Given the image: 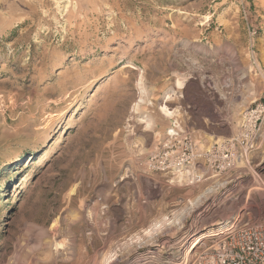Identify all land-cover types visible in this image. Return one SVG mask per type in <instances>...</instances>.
Listing matches in <instances>:
<instances>
[{"label": "rangeland", "instance_id": "374dc122", "mask_svg": "<svg viewBox=\"0 0 264 264\" xmlns=\"http://www.w3.org/2000/svg\"><path fill=\"white\" fill-rule=\"evenodd\" d=\"M139 72L150 131L131 112ZM179 74L187 79L166 102L178 111L171 120L158 103ZM260 101L264 0H0V264H102L107 250V264H193L208 229L264 223V119L227 175L179 186L142 169L171 121L209 145L233 136ZM212 186L127 253L139 231Z\"/></svg>", "mask_w": 264, "mask_h": 264}, {"label": "built area", "instance_id": "2783aa9c", "mask_svg": "<svg viewBox=\"0 0 264 264\" xmlns=\"http://www.w3.org/2000/svg\"><path fill=\"white\" fill-rule=\"evenodd\" d=\"M263 119L264 102H256L242 111L233 136L209 145L204 137L171 124L156 139L153 148L144 152L142 169L148 174L170 175L175 180L179 171L187 170L194 173V181L203 179L207 173L212 177L227 175L253 147ZM193 256V264H264V223L219 230Z\"/></svg>", "mask_w": 264, "mask_h": 264}, {"label": "bare ground", "instance_id": "6f19581e", "mask_svg": "<svg viewBox=\"0 0 264 264\" xmlns=\"http://www.w3.org/2000/svg\"><path fill=\"white\" fill-rule=\"evenodd\" d=\"M186 79H187V75L185 74H179V75H175L174 79H173V85L172 87L168 88L164 93H162L161 95V99H160V102L158 103V110L159 112L164 116L166 117L167 119H173L174 117H176L177 115V108H174V109H171L168 107V105H166V102L173 99L174 96H180V90L184 87V84L186 82ZM136 87H137V90H138V95L134 101V103L132 104L131 106V112L134 113V114H137V118H138V121L139 123L143 124V130H151L154 128V125H155V118L147 111L143 110L142 107L145 103H149V95H150V89H147L146 88V85L144 83V80H143V76L142 74L139 72L138 76H137V79H136ZM171 124L173 125L174 124V127H177V123L176 121H171ZM193 175L194 173L191 171V170H187V171H179L177 173V180L176 181V185H179L181 186L183 183H187V184H191L192 183V178H193ZM58 177V176H57ZM60 177V176H59ZM68 177V176H67ZM70 180L72 179V177L69 178ZM68 179V180H69ZM91 179V178H90ZM69 180V181H70ZM68 181V182H69ZM93 181V180H92ZM67 183V182H66ZM170 183H172V181H170ZM80 185V184H79ZM60 189L62 187H64V183L60 185ZM217 186V185H216ZM72 188V187H71ZM89 188V187H88ZM60 189L58 188V190H56L57 192H54V188H53V191L52 189H50L48 191V196L52 193V195H50L47 199V204L48 206L50 207V212H52V214H55L57 213L58 209H60L61 205H62V201H60L58 199L59 197V192H60ZM74 189V188H72ZM81 189V187H80ZM64 190V189H63ZM212 190H214V186L212 187H207L205 190H203L201 193H199V195L194 198V199H191V200H188L187 201V205L185 207H183L181 210H179L177 213H173L171 217L168 216V214H165V215H162L161 217L157 218L154 222H152L148 227L144 228L141 230V232L137 233L135 236V238H131L130 239V242L126 244V249H127V253L128 252H131V251H136L137 248L139 247H143L142 244L146 243L147 241L149 242L150 239H153L155 238L154 236L157 235V233H159L162 229V226L163 224H171V223H174L175 221H179L181 219V216L183 215V213L186 211V210H189L191 209V207L195 206V204L197 203V201H200V199L206 194V193H210ZM78 193V192H77ZM76 196V193L73 192V190H71V194H70V201H69V206H71L69 208V211H73L74 212V209H73V201L76 200V198L74 197ZM101 200V199H99ZM109 200V199H108ZM110 201V200H109ZM108 201V202H109ZM103 203V202H102ZM110 204V203H108ZM102 207V206H101ZM104 207V206H103ZM110 208V207H109ZM48 209V208H47ZM89 210V209H88ZM87 210V212H88ZM104 210V209H102ZM106 210V209H105ZM104 210V211H105ZM84 210H82L83 212ZM104 211L102 213H104ZM72 212V213H73ZM76 212V211H75ZM80 212V211H79ZM77 213V212H76ZM84 213V212H83ZM91 213L92 211L89 210V212L86 214L87 215V220L90 222V221H94L95 219V216L94 217H91ZM96 213V212H95ZM99 215H100V212H98ZM97 213V215H98ZM101 213V214H102ZM94 214V213H93ZM92 214V216H93ZM105 214V213H104ZM108 215L111 214V213H107ZM81 215V214H80ZM96 215V216H97ZM48 216V215H47ZM53 216V215H52ZM51 217V215H50ZM91 217V218H90ZM99 217V216H98ZM112 217V215H111ZM102 219V218H101ZM108 220V219H107ZM86 221V219H85ZM82 222V224H81ZM77 224H72V227L71 229L73 230L72 232L76 233V231H79V229H82V227L84 226V222H83V218H79L78 219V222H76ZM103 223V222H102ZM101 223V224H102ZM100 224V223H99ZM230 226V223L229 222H225V223H222L220 224V226H218V230H221V228H226V227H229ZM232 226V225H231ZM216 229V228H215ZM224 230V229H223ZM109 231V230H108ZM215 230H211V229H208L206 232V234H202L200 235L198 238L195 239V243H193V247H195L197 244L200 243V241L208 236V235H213ZM97 238V237H96ZM95 239V238H94ZM94 239L92 241H94ZM108 239V238H107ZM96 241V240H95ZM94 247H100L98 243L94 242L93 243ZM135 248V249H134ZM110 249V247H109ZM114 250V249H113ZM112 250H107V253L104 255L103 257V263L104 264H107L109 263L113 256H114V252H111ZM104 252V251H103ZM106 252V251H105ZM126 253V252H125ZM124 253V254H125ZM188 253V252H187ZM128 256V255H127ZM115 258V257H114ZM123 258V257H122ZM188 259V258H187ZM77 257H75V262H76ZM121 260V259H120ZM135 261V260H134ZM149 259L145 258L144 260L143 259H139L137 260L138 263H146L148 262ZM79 262V261H78ZM136 262V261H135ZM101 263V262H100ZM102 263V264H103ZM134 264H137V263H134Z\"/></svg>", "mask_w": 264, "mask_h": 264}]
</instances>
